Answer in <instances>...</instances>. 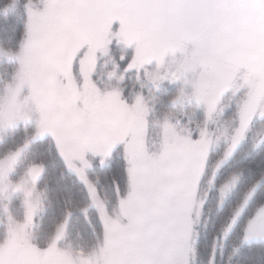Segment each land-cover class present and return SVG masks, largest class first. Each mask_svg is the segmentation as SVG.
I'll return each mask as SVG.
<instances>
[{
	"label": "snow or ice",
	"instance_id": "snow-or-ice-1",
	"mask_svg": "<svg viewBox=\"0 0 264 264\" xmlns=\"http://www.w3.org/2000/svg\"><path fill=\"white\" fill-rule=\"evenodd\" d=\"M0 16L12 18L17 40L0 51V64L13 65L0 79V126L33 125L36 141H51L49 150L96 206L103 264H196L208 136L231 119L219 170L257 122L264 130V0H0ZM108 57L116 71L105 78ZM129 75L142 82L139 92L124 87ZM164 84L176 88L173 107L193 110L183 120L165 113L153 137L156 105L148 100ZM247 160L264 169V141L253 142ZM120 161L124 187L113 175L114 199L100 207V180L87 173H114ZM238 178L221 187L222 198ZM214 180L215 171L210 187ZM0 226V264H34L31 255L13 254ZM219 240L210 264L218 251L225 255ZM253 245L264 251V207L247 220L229 261Z\"/></svg>",
	"mask_w": 264,
	"mask_h": 264
},
{
	"label": "trees",
	"instance_id": "trees-1",
	"mask_svg": "<svg viewBox=\"0 0 264 264\" xmlns=\"http://www.w3.org/2000/svg\"><path fill=\"white\" fill-rule=\"evenodd\" d=\"M13 26L11 17L0 16V46L9 51L13 50L17 43L12 31ZM5 66L7 65L5 64ZM28 137L29 130L20 126L14 129L1 139L0 156L17 149ZM248 141L238 147L234 159L227 162L220 171L217 185L228 183L234 175L239 177L238 180L223 198L217 188L208 195L201 219L199 239L196 243L197 264L207 263L217 236L228 223L232 211L241 203L248 191L251 193L245 210L223 244L225 255L222 257L218 251L215 264H264V251L259 250L255 245L251 249H245L242 256H233L231 261L228 259V256L239 248L243 229L252 212L264 203V183H260V181H264V169H261L258 164L254 165V169L251 167L253 162L247 160V154L251 149ZM50 143L51 141L46 140H35L30 143L28 149L23 152L13 177L14 179L20 177L25 173L27 167H41L40 176L35 184V188L41 190L43 197L42 213L34 220L36 244L39 247L46 246L60 223L65 221L66 240L70 249L87 253L96 241L93 226H95L96 234H100L99 218L95 209L88 204V195L83 185L74 176L67 173L56 154L49 150ZM259 159H261L260 156L257 157V160ZM113 175L123 189L125 176L122 161L116 164L114 173L110 172L106 175L104 171L97 168L89 174L90 180L93 182L99 178V196L105 205L114 199L110 187ZM254 185L255 190L253 191ZM16 197L18 202L21 197ZM14 203L16 201L12 202V204ZM14 207L16 206L14 205ZM15 210L14 213L18 215L20 207Z\"/></svg>",
	"mask_w": 264,
	"mask_h": 264
},
{
	"label": "rangeland",
	"instance_id": "rangeland-1",
	"mask_svg": "<svg viewBox=\"0 0 264 264\" xmlns=\"http://www.w3.org/2000/svg\"><path fill=\"white\" fill-rule=\"evenodd\" d=\"M0 51L7 52L9 50L3 49L0 46ZM5 64L7 66H5ZM13 65L5 62L0 64V79H7L12 71ZM115 65L112 57H108L102 62L100 69L101 75L105 78L109 72H115ZM106 82L107 79H106ZM115 83V81H112ZM141 81L137 80L133 75H129L124 81V87H126L130 92H139L141 89ZM66 87V86H65ZM175 86L164 84L160 87L159 91L154 92V96L150 97L148 102L150 104L154 103L156 105V111L153 114L152 121L153 126L151 127V135L156 137L160 134V127L156 123L161 120L165 113H170L173 120H183V112H191L193 109L184 103H181L173 107L169 100L175 95ZM145 96L148 97V91L145 89ZM202 118V113L197 111L196 119ZM23 129L29 130V137L26 139L21 146L17 149L10 151L4 155L0 156V225H5L7 232L11 235L13 240V254L16 256L24 257L31 255L34 260V264H103L104 261V247L103 241L97 240L93 244V247L87 253H82L80 251H75L70 249V245L66 240V222L63 221L55 230V233L49 243L44 247H39L35 242L34 236V220L35 217L42 213V192L35 188V184L40 176L41 167L40 166H30L27 167L25 173L20 175V177L14 179L15 169L22 157V154L26 149H28L30 143L35 141L34 139V126L33 125H19ZM19 126L4 127L0 126V141L1 139L12 132ZM31 130V132H30ZM227 132V135H226ZM177 134H174V137ZM232 132L231 119L223 120L220 122V127L216 130L214 135L210 134L208 136L209 142L213 145L211 155L208 160L207 175L205 176L204 182L200 184L199 197L208 198L211 191L216 188L220 191L222 185H217V177L220 171L223 169L225 164H223L219 170H216V163L222 157L225 150V141L230 139ZM248 143L252 147L253 142L264 141V130L259 122L253 126L251 133L249 134ZM238 149V148H237ZM211 162V163H210ZM77 167H83V165L77 163ZM215 171L214 184L210 187L207 180L211 178L212 172ZM90 172L87 173V178ZM91 181V180H90ZM84 187V186H83ZM86 193L87 190L84 187ZM251 191H248L241 203L232 211V215L229 218L226 226L222 228L217 238H220L219 243L224 244L225 239H223V233L228 225L233 220V217L237 212L243 213L246 204L250 199ZM88 195V193H87ZM16 196H20L21 199L16 200ZM12 204V202H15ZM88 204L90 207L95 209L96 206L88 198ZM14 205L16 207H14ZM97 205L100 207L105 206V202L100 199L97 200ZM20 207V212L16 215L14 212L16 208ZM261 207H264V203L255 208L252 212L251 217L254 213ZM204 213V211H203ZM241 216V215H240ZM239 216V218H240ZM238 218V219H239ZM196 223L200 224L202 216H197ZM106 223H112V217L105 213ZM232 230V229H231ZM100 228V233H101ZM231 232V231H230ZM229 232V234H230ZM228 234V236H229ZM5 235V227L0 226V237ZM217 238L215 240L216 245L218 243ZM241 240V239H240ZM212 254V253H211ZM210 257L206 264H210ZM197 264V263H196Z\"/></svg>",
	"mask_w": 264,
	"mask_h": 264
}]
</instances>
